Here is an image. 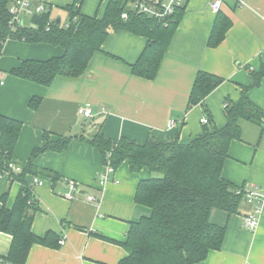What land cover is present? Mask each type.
I'll return each instance as SVG.
<instances>
[{
  "label": "crops",
  "instance_id": "1",
  "mask_svg": "<svg viewBox=\"0 0 264 264\" xmlns=\"http://www.w3.org/2000/svg\"><path fill=\"white\" fill-rule=\"evenodd\" d=\"M116 1L83 0L81 14L102 18L108 4ZM122 1L129 9L138 0ZM185 1L183 17L154 80L132 71L147 38L126 31L108 36L80 78H57L50 86L10 73L24 61L62 57L63 48L18 40L5 43L0 56V115L22 123L12 158L27 167L34 149L45 145L46 133L50 142L72 139L66 150L45 152L31 163L35 171L55 173V181L43 174L25 177L38 207L32 233L42 239L30 249L26 264H119L127 257L123 243L130 223L151 213L135 202L137 185L150 178V172L133 173L125 161L110 181L101 185L106 165L88 140L101 134L114 145L121 138L141 145L151 140L187 144L202 133L206 125L201 123L203 117L219 128L226 125V104L237 102L243 88L252 84V73L264 66V0H221L220 13L231 20V27L217 47L209 46L218 16L212 9L216 0ZM50 3L51 17L60 18L62 24V17H69L68 7L76 5V0ZM200 72L223 82L189 108ZM247 96L264 111V77ZM32 99L41 100L36 111L30 108ZM81 108H91L93 117L79 115ZM172 121L176 125L169 127ZM34 177L41 178L44 185H34ZM222 177L236 187L264 193V125H243L241 140L230 145ZM69 182L78 184L73 199L67 198ZM20 190L19 182L0 179V211L4 205L13 208ZM88 196L99 201L89 202ZM250 209L244 200L235 214L213 211L211 222L225 227L226 236L222 248L211 251L199 264H264V206L253 231L244 221ZM61 239L64 245L58 244ZM11 242V236L0 232V256L8 255Z\"/></svg>",
  "mask_w": 264,
  "mask_h": 264
},
{
  "label": "trees",
  "instance_id": "2",
  "mask_svg": "<svg viewBox=\"0 0 264 264\" xmlns=\"http://www.w3.org/2000/svg\"><path fill=\"white\" fill-rule=\"evenodd\" d=\"M83 0L68 7L69 27L57 26L51 13L31 20L35 27H26L11 32L8 28L7 2L0 0V56L8 40L28 43H45L64 49L62 57L46 61L28 60L11 71L18 78L50 86L57 78L78 79L87 70L92 58L112 32L126 31L146 37L147 45L132 66L133 73L147 80H154L160 63L166 54L176 29L183 17L185 6L177 8L173 15L158 20L147 15H134L122 0L109 3L104 16L99 18L81 14ZM127 11L128 19L122 14ZM50 25V29L47 27ZM231 27V20L218 12L209 46L220 45ZM253 82L244 87L240 99L226 104V125L217 127L212 119L204 125L202 133L187 144H156L148 141L139 144L121 138L113 144L97 134L88 140L102 157L103 163L118 169L125 161L133 173L147 169L150 178L141 180L136 189L135 202L148 207L147 217L129 225L127 240L123 243L127 257L119 264H199L211 251L220 250L226 236L225 227L211 222L214 210L228 215L240 210L246 200L243 187H236L222 177L229 148L233 141L241 140L243 125H264V111L247 96L264 77V66L252 73ZM223 82L217 76L200 72L189 97V108L196 106L214 92ZM41 100L32 99L30 108L36 111ZM22 123L0 115V164L13 157L20 137ZM44 146L35 148L29 165L9 180L21 185L20 193L11 210L5 205L0 211V232L11 236L12 242L7 257L13 264H26L30 249L42 239L32 233V222L38 207L26 183L28 173L43 174L56 180L55 173L35 171L34 159L45 152H62L72 139L49 141L44 135ZM6 194L2 198L4 200Z\"/></svg>",
  "mask_w": 264,
  "mask_h": 264
},
{
  "label": "built area",
  "instance_id": "3",
  "mask_svg": "<svg viewBox=\"0 0 264 264\" xmlns=\"http://www.w3.org/2000/svg\"><path fill=\"white\" fill-rule=\"evenodd\" d=\"M7 2V10L9 13L8 28L11 32L20 31L26 27H35V24L31 23V20L37 17H41L45 14L51 13L52 6L50 0H5ZM185 0H165V1H150V0H138L132 7L129 8L134 15H147L155 17L158 20H163L175 12L177 8L185 5ZM222 1L216 0L212 3V9L215 12H219ZM129 13L125 11L122 14L123 19H128ZM69 27L67 23L65 25ZM50 29V25L47 30ZM79 115L85 118L93 117V110L91 108H81L78 111ZM202 124H208L207 117L201 119ZM176 123L172 121L169 127H174ZM24 165L17 162L13 158L9 159L4 166L0 164V179L6 178L8 181L14 174H19L24 170ZM115 172L114 168L109 164L105 167V170L100 175V184L106 185L110 181L111 175ZM44 181L39 177L33 178V184L42 186ZM69 192L67 198H75L74 193L78 191V184L75 182L68 183ZM246 202L250 206V211L245 215L244 221L247 228L255 230L259 225L260 216L264 206V193L260 192L257 188H250L245 190ZM87 201L98 202L99 200L94 196H88ZM59 245H64L65 240L61 239L58 242ZM0 264H13L7 257L0 256Z\"/></svg>",
  "mask_w": 264,
  "mask_h": 264
},
{
  "label": "rangeland",
  "instance_id": "4",
  "mask_svg": "<svg viewBox=\"0 0 264 264\" xmlns=\"http://www.w3.org/2000/svg\"><path fill=\"white\" fill-rule=\"evenodd\" d=\"M52 18L54 19V18H56V17H52ZM62 20H63V21H62V25L65 26L66 22H68V20H69V17H68V16H63V17H62Z\"/></svg>",
  "mask_w": 264,
  "mask_h": 264
},
{
  "label": "water",
  "instance_id": "5",
  "mask_svg": "<svg viewBox=\"0 0 264 264\" xmlns=\"http://www.w3.org/2000/svg\"><path fill=\"white\" fill-rule=\"evenodd\" d=\"M56 24H57V26H60V25H61V20H60V18H57V19H56ZM150 142H152L153 144H156V142L153 141V140H151Z\"/></svg>",
  "mask_w": 264,
  "mask_h": 264
}]
</instances>
